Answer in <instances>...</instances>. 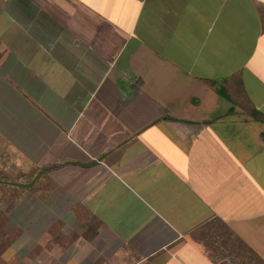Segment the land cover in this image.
Masks as SVG:
<instances>
[{
	"label": "crops",
	"instance_id": "1",
	"mask_svg": "<svg viewBox=\"0 0 264 264\" xmlns=\"http://www.w3.org/2000/svg\"><path fill=\"white\" fill-rule=\"evenodd\" d=\"M0 146L20 264L264 260V0H0Z\"/></svg>",
	"mask_w": 264,
	"mask_h": 264
},
{
	"label": "rangeland",
	"instance_id": "2",
	"mask_svg": "<svg viewBox=\"0 0 264 264\" xmlns=\"http://www.w3.org/2000/svg\"><path fill=\"white\" fill-rule=\"evenodd\" d=\"M6 149L0 146V264H20L23 256L14 250L13 246L16 244L14 242L22 232L21 227L25 226L26 222L30 224L35 219L36 212L41 210L43 202L38 194L47 189L39 188L34 182L29 186H23L24 182L31 180L33 172L27 171V166L20 163L18 156H14ZM46 177L43 172L41 178ZM11 180L16 182V186ZM14 192L21 196L18 202H14ZM208 243L212 244L211 239ZM220 245L216 242L212 244L211 253L217 250L222 252L216 248Z\"/></svg>",
	"mask_w": 264,
	"mask_h": 264
},
{
	"label": "trees",
	"instance_id": "3",
	"mask_svg": "<svg viewBox=\"0 0 264 264\" xmlns=\"http://www.w3.org/2000/svg\"><path fill=\"white\" fill-rule=\"evenodd\" d=\"M26 168L27 171L32 170L33 174L31 176V180L24 182L23 186H29L34 182L36 185H38L39 188H43L47 190H50L52 188L53 184L49 177L41 178V175L43 173L41 169L30 165H28ZM11 182L14 186H16V182H14V180H11ZM14 196H15L14 202H18L21 199V196L18 195L17 192H14ZM236 252L237 250L234 253ZM242 253L246 254L247 257L246 260L243 262L244 264H264V260L261 259L254 250L248 248L247 250H244V252L242 251ZM237 254L239 253L237 252Z\"/></svg>",
	"mask_w": 264,
	"mask_h": 264
}]
</instances>
